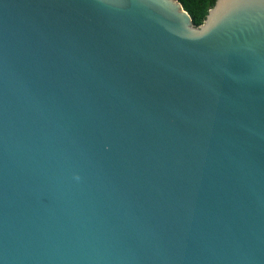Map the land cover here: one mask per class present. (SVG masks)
Returning a JSON list of instances; mask_svg holds the SVG:
<instances>
[{
  "label": "water",
  "instance_id": "95a60500",
  "mask_svg": "<svg viewBox=\"0 0 264 264\" xmlns=\"http://www.w3.org/2000/svg\"><path fill=\"white\" fill-rule=\"evenodd\" d=\"M0 264H264V5L0 0Z\"/></svg>",
  "mask_w": 264,
  "mask_h": 264
},
{
  "label": "trees",
  "instance_id": "16d2710c",
  "mask_svg": "<svg viewBox=\"0 0 264 264\" xmlns=\"http://www.w3.org/2000/svg\"><path fill=\"white\" fill-rule=\"evenodd\" d=\"M185 9L191 14L196 26L204 23L209 10L214 7L217 0H180Z\"/></svg>",
  "mask_w": 264,
  "mask_h": 264
},
{
  "label": "snow or ice",
  "instance_id": "6c2138e0",
  "mask_svg": "<svg viewBox=\"0 0 264 264\" xmlns=\"http://www.w3.org/2000/svg\"><path fill=\"white\" fill-rule=\"evenodd\" d=\"M246 2H254V0H246ZM261 5H264V0H258Z\"/></svg>",
  "mask_w": 264,
  "mask_h": 264
}]
</instances>
